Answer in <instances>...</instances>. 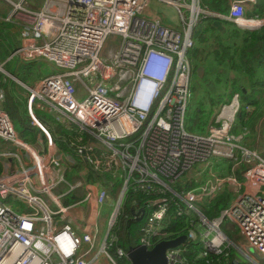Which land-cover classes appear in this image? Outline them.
<instances>
[{
    "label": "built area",
    "instance_id": "2783aa9c",
    "mask_svg": "<svg viewBox=\"0 0 264 264\" xmlns=\"http://www.w3.org/2000/svg\"><path fill=\"white\" fill-rule=\"evenodd\" d=\"M2 1L12 8L6 20L22 23L21 45L10 59L53 63L59 71L47 69L30 88V114L42 133H18L0 108V144L12 146L0 150L8 167L0 173V264H119L109 251L130 188L153 196L133 209L134 220L145 209L139 244L152 249L172 239V220L188 216L192 228L185 243L199 239L202 256H228L234 243L225 228L234 225L239 254L264 264V157L246 150L253 163L239 177L215 174L216 159L223 167L245 150L237 130L255 104L235 93L220 103L204 133L194 132L189 121L197 115L188 114L194 26L210 15L257 29L264 17L246 12L259 0H232L226 15L201 9L198 0H161L178 7L179 28L150 11L151 0H44L42 7L39 0L36 6ZM181 8L188 9L189 20ZM114 35L117 41L106 47ZM35 102L66 116L81 132L75 140L60 137L67 152L34 115ZM197 165L191 182L199 185L170 187ZM226 189L235 198L208 219L203 204ZM172 202L182 204L175 216ZM103 207L112 209L104 235ZM185 243L167 250L169 264H190ZM117 255L129 260L128 250L117 248Z\"/></svg>",
    "mask_w": 264,
    "mask_h": 264
},
{
    "label": "trees",
    "instance_id": "16d2710c",
    "mask_svg": "<svg viewBox=\"0 0 264 264\" xmlns=\"http://www.w3.org/2000/svg\"><path fill=\"white\" fill-rule=\"evenodd\" d=\"M226 0H205L207 7L213 11L217 12H226L227 9L219 8L215 9V4H223ZM6 4L0 0V6ZM224 10V11H223ZM255 10L259 11L262 17H264V0H259L255 5ZM7 9L2 11L0 8V61L6 60L14 52L15 45L14 40L9 38V29L13 26L12 23H9L6 20ZM215 19H220L216 17H207L196 23L193 29V36L195 38V46L191 49L190 53L193 55L194 59L198 56V53L204 50H208L209 47H214L217 45L216 58L221 65L226 64L230 67L229 71L234 72L233 77H229L228 87L218 95L220 103H225L231 101L235 93H239L243 103H253L258 104L259 100L264 95V80L261 78V73H264V26L257 29H244L239 27L236 23H231L226 21L227 29L222 31L213 25ZM5 25L3 28L1 26ZM210 54L211 51H207ZM214 55V53H212ZM214 58V59H216ZM213 59V60H214ZM11 62H16L14 59H10L5 63V66ZM17 63V62H16ZM212 65V61L210 63ZM34 63H26L21 65V72L27 71V73L34 72ZM198 67V63L195 64L194 69ZM6 70V68H5ZM12 70L15 72L12 63ZM10 68L6 71L13 73ZM26 73V72H25ZM2 72H0V77H3ZM37 76L43 77L44 74H38ZM25 81L27 77L25 76ZM231 81V82H230ZM6 82L0 80V89L5 93L4 106H10V101L14 97L8 91V87L5 84ZM17 113V112H16ZM36 117L44 121L46 116H43L41 112L36 111ZM240 125L244 123L243 117L239 116ZM57 120V119H56ZM27 121V119H25ZM62 122V121H61ZM71 122V121H70ZM246 123V122H245ZM57 125L53 123L52 127H49V130L53 131L55 138L61 140L60 137H67L70 140H75L81 133L77 126L73 123L71 128L62 122ZM29 122L27 121V126ZM55 128V129H54ZM26 133V129L22 131ZM27 133H34L30 131V128L27 129ZM181 189V187H177ZM232 192L225 191L218 197L205 202L203 204V213L208 219H213L218 216L221 211L227 208L233 199ZM152 195L145 194L140 190H134L130 188L125 195L123 202L122 212L118 218L117 224L115 226L114 232L118 237L115 247L128 249V246H135L139 244L141 232L139 231L138 221L132 219V210L136 207L143 206L149 198H152ZM170 213L172 216H175L177 208L182 207V204L171 203ZM192 228L191 221L188 216L177 217L172 220L171 223V234L168 238H176L180 235L187 234ZM185 257L190 262V264H229L232 261H237V251L232 249L228 256L223 254H215L208 252L202 256L203 248L199 239L195 241H187L184 245ZM125 264H130L128 261ZM238 264H244V261L239 260ZM251 264V263H250Z\"/></svg>",
    "mask_w": 264,
    "mask_h": 264
},
{
    "label": "rangeland",
    "instance_id": "374dc122",
    "mask_svg": "<svg viewBox=\"0 0 264 264\" xmlns=\"http://www.w3.org/2000/svg\"><path fill=\"white\" fill-rule=\"evenodd\" d=\"M38 0H27L31 5L36 6ZM187 2H190V0H187ZM44 4V0H39V7H42ZM202 7V6H201ZM2 8V11L4 9H7V16L11 13L12 9L7 4H3L0 6ZM203 8V7H202ZM150 11L158 13L162 18L165 24L174 26L175 28H179L182 24V16L179 12L178 7H176L173 4L161 1V0H151ZM182 13H184L187 20H189L190 15L187 8H181ZM229 12V10H228ZM254 14H257V12H254ZM13 21H17L16 18H12L9 23H12ZM13 24V23H12ZM178 24V25H177ZM5 25L1 26L3 28ZM16 27V26H15ZM9 38L11 40L13 39L16 44L21 45V41L17 40L19 37V30L17 28H14V26H11L9 29ZM118 39L117 36H110L108 37L106 41V47H108L111 43L116 42ZM106 47L102 51V53L106 50ZM188 52V56L190 57L193 65V72L191 77V83H190V106L188 108V114L193 116L197 115L192 122L189 121L190 126H192L195 133H204L206 130V127L210 124L212 116L214 115L216 109L220 104H218L219 99L217 96L215 98V90L216 86L218 88H221L220 90H224L226 88V84H229V79L234 76V72H230V67L226 64L221 65L220 63L215 64L214 61L212 62V65H210L211 61L216 58V55H213L210 52H203L201 51L198 53V56L194 59L193 55ZM5 61V60H4ZM3 61H0L2 63ZM17 62V61H16ZM16 62H11L7 66H5L6 70L7 68L12 70V63L13 67L15 69V72L13 71L12 74H15L18 79L22 80L23 83L20 81L14 80L13 78L9 77L5 72H2V76L0 77L1 81L6 82V86L8 87L9 93H11L14 97L10 101V106L5 105L4 102L5 99V93L0 89V107L5 109L8 114L10 115L13 123L16 126L17 130H23L26 129L27 121L29 122L28 128H30L31 132L34 133H42V130L39 126H37L30 114V108H29V99H30V88L34 84L35 80L38 78V76L35 74V72L27 73V71L21 72L20 68L18 67L19 64ZM6 63V62H5ZM198 63V67L194 69L195 64ZM5 65V64H4ZM199 67H203V73L202 77H199L197 69ZM50 74L57 73L59 69L53 64L49 63L46 67ZM46 69V70H47ZM9 72V71H8ZM11 73V72H9ZM25 76L27 77V80L25 81ZM261 78L264 80V73H261ZM230 77V78H229ZM229 78V79H228ZM264 87V86H263ZM82 100V99H80ZM33 113L36 116V111L41 112L43 116H46V123L41 121V123L44 125V127L48 128V125H53V123H56L58 126L63 125L57 118V115L55 114V111H53L49 105L38 102L34 103L33 106ZM17 112V113H16ZM27 119V121H25ZM198 121H200L199 126H197ZM74 123V122H73ZM65 124V123H64ZM55 129V128H54ZM53 133V131L51 130ZM238 135H241V138L239 140L240 146L244 148L245 150L241 152V150L238 151L237 159L228 161L227 164L223 166V168L220 169V164L218 159H216V169L217 171L215 174L217 175H233L236 177H239L242 171H244L246 168H248L253 163V155L251 157H246L245 152L250 151V153H255L260 156H264V95L259 100L258 104H255L254 111L250 114L248 120L246 121L244 127L238 132ZM55 142L58 146L63 148L67 152L66 145L63 147L60 140H57L55 138ZM32 144L36 143V139H33ZM16 151V147L13 149ZM262 151V153H260ZM15 164L20 166V162L18 160H15ZM198 171H200V165L195 166L193 169L185 173L174 185H170V187H189V186H196L200 184L199 182L192 181L193 175L196 174ZM121 175V174H120ZM230 191L229 189H226L224 191ZM223 191V192H224ZM232 192V191H230ZM233 193V192H232ZM234 196V193L232 194ZM7 205L11 206V201L7 200L5 202ZM112 209L108 207H103L100 211L99 219L102 220V228H103V235L106 233V221L107 218L111 215ZM226 232L228 233V237L231 239V241L234 243V248L239 254L238 246L240 243V231L238 228L234 225H230L229 228H225ZM129 247V246H128ZM233 248V249H234ZM124 250H128L123 248ZM112 257L119 263V264H125L126 261L130 263L129 260L123 258L120 259L117 255V246L114 247L112 250L109 251ZM237 254V259L244 261V264H250L248 263V260L244 256H239ZM254 264V263H251Z\"/></svg>",
    "mask_w": 264,
    "mask_h": 264
},
{
    "label": "water",
    "instance_id": "95a60500",
    "mask_svg": "<svg viewBox=\"0 0 264 264\" xmlns=\"http://www.w3.org/2000/svg\"><path fill=\"white\" fill-rule=\"evenodd\" d=\"M207 17H216L220 19H215L213 21V25H215L218 29H223V24L221 21V17L219 16H207ZM202 67L197 69L198 74H202ZM5 73L13 78L14 80L20 81L23 83L22 80L18 79L15 74L9 73L5 71ZM134 213V210H132ZM140 214L136 213V221H141L145 214V209H140ZM187 240V235L183 234L176 238L161 240L152 249H148L145 245L137 244L135 246L128 247V259L130 264H169L167 250L170 248H175L181 246ZM229 264H238L237 261H232Z\"/></svg>",
    "mask_w": 264,
    "mask_h": 264
},
{
    "label": "crops",
    "instance_id": "0c3cea01",
    "mask_svg": "<svg viewBox=\"0 0 264 264\" xmlns=\"http://www.w3.org/2000/svg\"><path fill=\"white\" fill-rule=\"evenodd\" d=\"M231 1L232 0H226L223 4H220V5H216L215 4V9H218V7L219 8H222V9H225V11H226V9H227V11L229 10V7H230V4H231ZM197 5L201 8V9H207V10H211L210 8H208L207 7V4H206V2H205V0H198L197 1ZM203 8H202V7ZM12 9V8H11ZM211 11H213V10H211ZM224 11V10H223ZM215 12H217V11H215ZM254 12H257V15H260L261 17H262V15L260 14V12L259 11H256L255 10V6H253V5H250V6H248V8H247V14L250 16V15H253V13ZM217 13H220V14H225L226 15V12H217ZM221 21H222V24H223V29H221L222 31H225L226 29H227V27H229L228 25H227V23H226V21H228V22H233L232 20H230L228 17H225V16H222L221 17ZM13 23V26H14V28H17V30H19V37H18V39L17 40H19V41H21V30H22V23L21 22H18V20L17 21H13L12 22ZM234 23V22H233ZM178 25V24H177ZM16 26V27H15ZM171 26V25H170ZM172 27H174V26H172ZM175 28V27H174ZM16 43V42H15ZM16 46L17 47H19L20 45H18V44H16ZM16 47V48H17ZM15 48V49H16ZM218 47H217V45H214V47H209L208 48V50H204L203 52H207V51H211L212 53H214V55L216 54L217 55V52L215 51L216 49H217ZM11 56V55H10ZM9 59H10V57H8L5 61H3L2 63H5V62H7V61H9ZM214 61V63L215 64H217V63H219V62H217L218 61V58H216V59H214V60H212V62ZM1 64V63H0ZM17 64H19V68H21V65H24V64H26V63H23V62H20V61H17ZM34 64H36V67L34 66V72H35V74L36 75H38L39 73L40 74H46V67L48 66V64H46V63H44V61H39V62H35ZM203 68V67H202ZM202 73H203V70H202ZM202 75V74H201ZM200 74H199V77H202ZM38 78H39V76H38ZM37 78V79H38ZM36 79V80H37ZM35 80V81H36ZM231 82V81H230ZM226 86L228 87V83L226 84ZM221 88H218L217 86H216V90H215V98L221 93V91L222 90H220ZM1 108V107H0ZM51 108V107H50ZM3 109V108H2ZM52 109V108H51ZM5 110V109H4ZM53 110V109H52ZM54 111V110H53ZM56 115H57V118L56 119H58L59 121H62L63 123H65V126L67 125L68 126V128H71L72 127V125H73V122L71 121V120H69L66 116H64V115H61V114H57V113H55ZM243 117V116H242ZM45 121V120H44ZM71 121V122H70ZM240 119L238 118V122H239V125H240ZM49 127H52V125H49V124H47ZM244 125H245V123H244ZM244 125H242V126H240L239 128H238V132L243 128V126ZM16 127V126H15ZM27 129H29L28 127L26 128V133H27ZM17 130V129H16ZM24 130V129H23ZM23 130H17L18 131V133H21L22 134V131ZM240 144V143H239ZM2 148H9V149H11L12 148V146L10 145V144H6V143H4L3 142V144L1 143L0 144V150L2 149ZM262 151H264V150H262ZM262 151H260V153H262ZM264 157V156H263ZM221 168H223V167H220V169ZM8 170V167H7V165L5 164V163H3V162H1L0 161V173H2V172H5V171H7ZM238 253V252H237ZM239 256H241V254H238ZM237 261H238V259H237Z\"/></svg>",
    "mask_w": 264,
    "mask_h": 264
},
{
    "label": "bare ground",
    "instance_id": "6f19581e",
    "mask_svg": "<svg viewBox=\"0 0 264 264\" xmlns=\"http://www.w3.org/2000/svg\"><path fill=\"white\" fill-rule=\"evenodd\" d=\"M255 26H257V24H253L250 27H255ZM237 124H239L238 119H237Z\"/></svg>",
    "mask_w": 264,
    "mask_h": 264
}]
</instances>
